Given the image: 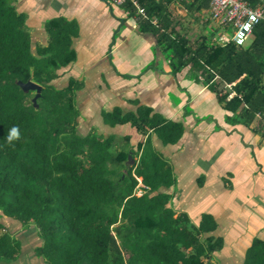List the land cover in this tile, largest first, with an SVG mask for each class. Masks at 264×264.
<instances>
[{
    "label": "trees",
    "instance_id": "1",
    "mask_svg": "<svg viewBox=\"0 0 264 264\" xmlns=\"http://www.w3.org/2000/svg\"><path fill=\"white\" fill-rule=\"evenodd\" d=\"M138 1L157 21L156 26L139 22L140 30L155 36L172 76L189 66L207 83L217 77L235 94L229 100L217 94L224 110L236 113L244 125L256 113L264 117V21L245 47L213 44V32L190 43L176 23L207 9L209 0ZM175 1L183 15L168 9ZM123 7L134 15L129 5ZM44 32L46 46L33 47L26 16L13 0H0V262L10 264L20 254V242L2 223L11 219L35 226L41 241L35 254L45 264H206L204 259L221 247L211 236L202 240L215 222L203 215L195 226L184 215L175 216L170 195L161 190L172 186V172L149 139L137 146L138 162L130 165L128 139L115 151L113 137L76 134L73 97L80 85L73 80L61 90L50 85L75 59L76 21L48 20ZM28 81L41 87L35 106L34 94L17 85ZM151 114L145 108L127 114L115 108L101 116L109 127L129 124L142 135L152 131L164 145L176 144L182 123ZM13 125L20 139L8 144L4 137ZM244 264H264V243L251 245Z\"/></svg>",
    "mask_w": 264,
    "mask_h": 264
},
{
    "label": "crops",
    "instance_id": "2",
    "mask_svg": "<svg viewBox=\"0 0 264 264\" xmlns=\"http://www.w3.org/2000/svg\"><path fill=\"white\" fill-rule=\"evenodd\" d=\"M13 4L26 16L33 47L46 46V21L64 18L78 24L71 44L75 59L50 83L58 90L70 80L80 85L76 101L80 106L83 98V114L93 117L82 118L76 134L113 137L115 151L128 139L130 165L137 164V146L148 138L172 172V186L161 190L170 195L175 216L182 214L195 226L203 215L215 222V230L202 240L211 236L221 241V247L204 262L244 264L251 245L264 243V138L260 130L221 107L217 94L229 90L205 82V75L189 66L172 76L155 36L140 30L124 7L111 6L107 0H13ZM251 4L264 9V0ZM168 9L178 15L179 1ZM207 10L192 16L206 22ZM212 27L215 35L219 30ZM115 108L123 114L150 109L166 121L182 123L183 135L176 144L164 145L150 130L142 135L129 124L109 127L99 117ZM2 223L20 242V254L10 264H45L35 254L41 241L32 223L22 226L11 219Z\"/></svg>",
    "mask_w": 264,
    "mask_h": 264
},
{
    "label": "built area",
    "instance_id": "3",
    "mask_svg": "<svg viewBox=\"0 0 264 264\" xmlns=\"http://www.w3.org/2000/svg\"><path fill=\"white\" fill-rule=\"evenodd\" d=\"M111 6L123 7L129 5L134 9V18L136 23L141 21H148L156 26V19H149L147 17L145 8L138 0H107ZM180 15L184 11L180 10ZM208 18L211 23L219 30L211 39L213 44L225 46L229 43L235 47H245L248 43L252 31L256 25L264 21V9L260 6H252L251 0H209ZM247 26V27H246ZM212 82H217L223 89H228L227 100L235 96L231 91V85H227L214 77ZM220 91V90H219ZM221 95V94H219ZM251 125L258 130L264 129V117L256 113ZM140 184L139 179H137ZM143 191L136 190V195L141 196Z\"/></svg>",
    "mask_w": 264,
    "mask_h": 264
},
{
    "label": "rangeland",
    "instance_id": "4",
    "mask_svg": "<svg viewBox=\"0 0 264 264\" xmlns=\"http://www.w3.org/2000/svg\"><path fill=\"white\" fill-rule=\"evenodd\" d=\"M178 20H179V22H177L176 24L180 26L179 28H180L181 34H184L186 36V38H188V41L190 43H192V42L194 43L196 41H199L200 36L206 35L210 32H213V35H214L212 23L209 20V18L207 19V21H210L209 23L208 22L205 23L203 19L198 20L197 18H194L193 16H191L190 18H186L183 21H181L182 19H178ZM213 35H212V37H213ZM248 43H249V41H248ZM77 90L78 89L75 90L74 97H73V105H74L73 108H74V112H75V123L76 124H78L79 122H83L82 118H84V120H85L86 117L87 118L93 117L91 115L85 116L86 114H83L81 105H82L84 99L81 98L79 100V103H80V106H79L78 102L76 101ZM104 110H106V109H104ZM99 118H100V121H103L102 116H100ZM75 131H76V128H75ZM101 137H102V135H101ZM0 264H2V262H0Z\"/></svg>",
    "mask_w": 264,
    "mask_h": 264
},
{
    "label": "water",
    "instance_id": "5",
    "mask_svg": "<svg viewBox=\"0 0 264 264\" xmlns=\"http://www.w3.org/2000/svg\"><path fill=\"white\" fill-rule=\"evenodd\" d=\"M17 85L20 87V89L24 92H31L34 94L33 98H32V103L34 104V106L36 105V101L40 96L41 93V87L31 81H28L26 83H20L18 82Z\"/></svg>",
    "mask_w": 264,
    "mask_h": 264
},
{
    "label": "clouds",
    "instance_id": "6",
    "mask_svg": "<svg viewBox=\"0 0 264 264\" xmlns=\"http://www.w3.org/2000/svg\"><path fill=\"white\" fill-rule=\"evenodd\" d=\"M20 139V131L17 125H13L9 128L7 136L4 137L6 143L11 144L15 140Z\"/></svg>",
    "mask_w": 264,
    "mask_h": 264
},
{
    "label": "snow or ice",
    "instance_id": "7",
    "mask_svg": "<svg viewBox=\"0 0 264 264\" xmlns=\"http://www.w3.org/2000/svg\"><path fill=\"white\" fill-rule=\"evenodd\" d=\"M247 27V26H246Z\"/></svg>",
    "mask_w": 264,
    "mask_h": 264
}]
</instances>
